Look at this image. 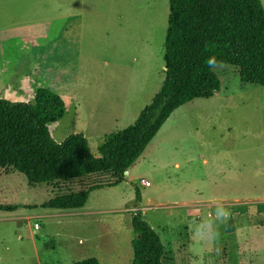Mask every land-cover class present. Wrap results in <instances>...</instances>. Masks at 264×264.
<instances>
[{
	"label": "rangeland",
	"instance_id": "rangeland-1",
	"mask_svg": "<svg viewBox=\"0 0 264 264\" xmlns=\"http://www.w3.org/2000/svg\"><path fill=\"white\" fill-rule=\"evenodd\" d=\"M167 12V0H0V91L16 76L29 103L38 88L57 94L64 108L47 124L50 137L79 133L97 156L103 138L130 124L161 84ZM212 72L218 91L171 112L113 185L93 174L31 186L0 170L5 264H132L134 210L164 246L162 264H218L224 248L225 263L264 264V86L240 82L227 64ZM97 183L81 208L41 206ZM218 205L237 224L235 237L215 221Z\"/></svg>",
	"mask_w": 264,
	"mask_h": 264
},
{
	"label": "trees",
	"instance_id": "trees-1",
	"mask_svg": "<svg viewBox=\"0 0 264 264\" xmlns=\"http://www.w3.org/2000/svg\"><path fill=\"white\" fill-rule=\"evenodd\" d=\"M162 42L163 78L158 90L133 121L106 135L97 156L79 133L55 142L47 124L62 116L64 104L55 93L38 88L33 102L0 98V170L22 174L29 185L75 181L88 175H107L113 185L141 154L169 114L195 98H208L219 80L207 66L236 68L242 83L264 86V12L259 0H167ZM59 194L41 206L50 209L81 208L89 191ZM136 200L138 192L135 193ZM1 208V207H0ZM132 264H162L163 246L138 210L129 217ZM73 264H97L94 258Z\"/></svg>",
	"mask_w": 264,
	"mask_h": 264
},
{
	"label": "crops",
	"instance_id": "crops-1",
	"mask_svg": "<svg viewBox=\"0 0 264 264\" xmlns=\"http://www.w3.org/2000/svg\"><path fill=\"white\" fill-rule=\"evenodd\" d=\"M18 80H19L18 77L10 76V78L6 81V84H4L3 90L0 91V98L6 99V100H9V101H12V102H18V101H20V102H29L28 97H30V96H28V97L22 96L23 86L20 85V81H18ZM7 85H8V87L5 88V86H7ZM183 204L184 205L187 204L190 207L201 206V204H199V203H196L197 205H195V203L183 202ZM29 217L30 216H27L26 218H29ZM223 224H224V230H225L226 234L232 235V237H235L234 235L238 233L237 224H235V222H233V221H225ZM185 232L187 233L188 230L185 229ZM166 244L168 245V246L166 245V249L168 250L167 247H171L172 246V241L168 237V234L166 236ZM5 251H6V247L4 246L3 252H5ZM225 253H227V252H226V250L224 248L223 249V254H222L223 261L218 262V264H229V262L225 263V261L227 260V257H228V260H229V256H227ZM163 254H164V249H163ZM167 254L170 255L171 253L168 252ZM235 254L238 256V250H235ZM163 256H162V258H163ZM1 260H3V264H5V256L0 254V261ZM214 262L216 264L217 261H214ZM236 264H250V261L237 262Z\"/></svg>",
	"mask_w": 264,
	"mask_h": 264
},
{
	"label": "clouds",
	"instance_id": "clouds-1",
	"mask_svg": "<svg viewBox=\"0 0 264 264\" xmlns=\"http://www.w3.org/2000/svg\"><path fill=\"white\" fill-rule=\"evenodd\" d=\"M206 63L209 68L214 69L217 62L214 57H210ZM214 216L216 222L224 223L229 216V212L223 207V205H218L215 209ZM208 228L211 229V223H209ZM214 235H218V233H214Z\"/></svg>",
	"mask_w": 264,
	"mask_h": 264
},
{
	"label": "built area",
	"instance_id": "built-area-1",
	"mask_svg": "<svg viewBox=\"0 0 264 264\" xmlns=\"http://www.w3.org/2000/svg\"><path fill=\"white\" fill-rule=\"evenodd\" d=\"M123 175H127V171L126 170L123 172ZM139 184L142 185V186H148L149 185V183L146 180H143V179L139 180ZM192 218L193 219H198V216L197 215H193ZM33 228L37 229L38 225L36 223H34L33 224Z\"/></svg>",
	"mask_w": 264,
	"mask_h": 264
}]
</instances>
